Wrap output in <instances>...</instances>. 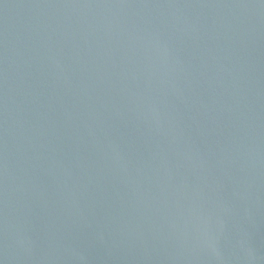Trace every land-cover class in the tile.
I'll use <instances>...</instances> for the list:
<instances>
[{"label": "water", "instance_id": "water-1", "mask_svg": "<svg viewBox=\"0 0 264 264\" xmlns=\"http://www.w3.org/2000/svg\"><path fill=\"white\" fill-rule=\"evenodd\" d=\"M0 264H264V0H0Z\"/></svg>", "mask_w": 264, "mask_h": 264}]
</instances>
